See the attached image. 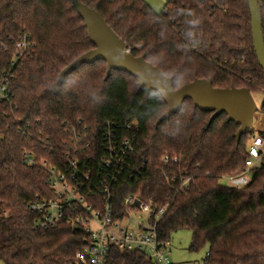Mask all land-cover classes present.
Wrapping results in <instances>:
<instances>
[{
  "label": "trees",
  "instance_id": "trees-1",
  "mask_svg": "<svg viewBox=\"0 0 264 264\" xmlns=\"http://www.w3.org/2000/svg\"><path fill=\"white\" fill-rule=\"evenodd\" d=\"M78 1L99 13L134 57L172 79L175 90L207 80L216 89L264 94L248 0H168L160 13L144 0ZM259 5L264 34V0ZM25 36L32 47L19 57L16 45ZM0 42V81L7 76L11 92L9 103L0 102L1 264H77L86 235L66 225L36 229L28 205L51 197L48 174L23 160L30 151L61 168L81 151L75 136L91 143L79 153L89 163L100 161L110 142L136 139L115 186L120 216L132 196L166 210L161 241L190 232L191 253L208 249L205 264H264V151L248 187L223 181L246 171L249 142H264V131L250 129L237 142L239 127L225 114L209 124L212 114L190 100L158 123L167 111L161 97L140 90L126 73L106 79L102 61L61 83L62 71L94 49L72 0H0ZM257 113L264 117V103ZM110 256V264H152L141 253L112 249Z\"/></svg>",
  "mask_w": 264,
  "mask_h": 264
},
{
  "label": "built area",
  "instance_id": "built-area-1",
  "mask_svg": "<svg viewBox=\"0 0 264 264\" xmlns=\"http://www.w3.org/2000/svg\"><path fill=\"white\" fill-rule=\"evenodd\" d=\"M29 47H32L29 39L26 36L21 38L16 45L17 55L23 57ZM0 49H6L1 42ZM10 100L9 79L4 76L0 81V102L9 103ZM107 127L109 132L106 135L110 138V125ZM75 142L77 145L82 143L81 151L77 149V157L67 155L61 168L52 166L45 159L39 161L33 152H24L23 160L27 166L48 174L51 197L37 198L28 205L36 229L51 230L66 225L83 231L86 236L84 245L76 254L77 264H110L112 249L121 253H141L152 264H170L171 242L161 241L158 235V226L166 210L157 211L152 205L132 196L124 202V215L120 216L114 207L115 186L122 173L130 167V160L136 152V139H124L119 146L110 142L106 154L97 163L94 160L89 163L84 157H79L82 151H90L91 143L87 137L75 136ZM263 149V140L253 139L248 148L246 171L224 178V184L237 190L248 187L251 170L260 165ZM187 184V181L183 182L181 189H185ZM136 201H139V207H135ZM137 212L145 215L141 223L133 219Z\"/></svg>",
  "mask_w": 264,
  "mask_h": 264
},
{
  "label": "water",
  "instance_id": "water-1",
  "mask_svg": "<svg viewBox=\"0 0 264 264\" xmlns=\"http://www.w3.org/2000/svg\"><path fill=\"white\" fill-rule=\"evenodd\" d=\"M248 2L252 20L253 47L258 63L264 72L262 13L259 0H248ZM72 3L78 16L84 22L88 40L94 49L82 55L62 71L61 83L81 66H92L102 61L106 64V79L110 78L112 72L126 73L137 79L140 90L161 97L167 111L158 123L169 121L181 110L185 101L190 100L195 109L212 114L209 124L218 116L225 114L228 122L239 127L235 136L237 142L252 128L254 116L259 109L247 89H216L210 81L195 80L175 90L172 79L164 76L144 57H134L131 54L127 45L107 25L99 13L78 0H72ZM139 206V201H136L135 207Z\"/></svg>",
  "mask_w": 264,
  "mask_h": 264
},
{
  "label": "rangeland",
  "instance_id": "rangeland-1",
  "mask_svg": "<svg viewBox=\"0 0 264 264\" xmlns=\"http://www.w3.org/2000/svg\"><path fill=\"white\" fill-rule=\"evenodd\" d=\"M155 12L160 13L168 0H144ZM252 98L257 105L258 109L264 103L263 93H253ZM251 129L264 131V117L256 113L254 116V123ZM252 143V140L249 144ZM250 146V145H249ZM264 150V149H263ZM143 213H134L133 219L137 223H141L144 218ZM127 224V223H124ZM192 240V234L187 231H180L172 236L169 247V260L170 264H205L204 259L208 249H204L199 253H191L189 251Z\"/></svg>",
  "mask_w": 264,
  "mask_h": 264
}]
</instances>
